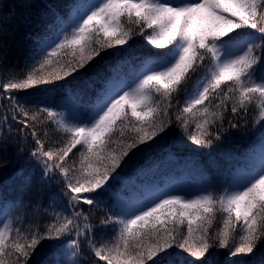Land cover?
Returning a JSON list of instances; mask_svg holds the SVG:
<instances>
[{
    "label": "snow or ice",
    "instance_id": "obj_1",
    "mask_svg": "<svg viewBox=\"0 0 264 264\" xmlns=\"http://www.w3.org/2000/svg\"><path fill=\"white\" fill-rule=\"evenodd\" d=\"M55 16L23 78L0 83L11 113L0 130L11 129L10 119L18 135L32 137L28 155L40 179L59 175L69 200L47 224L0 221V264H86V254L88 264H256L258 253L264 264V150L215 192L114 189L137 151L172 127L211 147L247 121L251 106L264 128V0H74ZM136 36L152 50L118 60L90 98L66 88L57 103L42 88L84 76L97 57L119 55ZM125 67L131 79L122 78ZM30 89L22 102L16 93ZM49 122L64 135L46 147L40 128ZM11 147L15 159L0 131V169L24 154L18 142ZM74 149L79 168L68 162ZM15 175L33 181L23 169Z\"/></svg>",
    "mask_w": 264,
    "mask_h": 264
},
{
    "label": "trees",
    "instance_id": "obj_2",
    "mask_svg": "<svg viewBox=\"0 0 264 264\" xmlns=\"http://www.w3.org/2000/svg\"><path fill=\"white\" fill-rule=\"evenodd\" d=\"M73 3L74 0H0V83L7 79L23 78L28 70L27 58L36 48L38 38L44 37L52 28L56 19L55 14H66ZM6 16L11 18L4 19ZM123 47L125 51L119 55L113 54L116 49H108L109 55L105 56L103 61L97 57L91 62L90 71L84 76L74 74L76 79L68 77L67 81L61 80L55 86L44 85L42 88L49 89L48 95L54 99L59 98L58 94H62L66 88L70 91L80 88L85 98H90L96 90L105 86L106 77L118 60H122L124 56L143 54L152 50L142 36L129 40ZM201 76L202 71L196 73L192 81ZM122 78L131 79V71L127 67L123 70ZM88 80L91 83L86 85L85 81ZM189 83L191 84V81ZM32 91L36 89L21 90L16 94L23 102L28 98V92ZM3 95L0 92V97ZM175 102L176 94L173 93L174 106ZM25 107L32 109L34 105L26 104ZM6 114L9 117L11 115L8 102L0 99V119ZM255 119V110L250 106L247 121H242L238 129H231L221 141L215 142L211 147L195 145L182 138L179 128L172 127L163 139L157 137L151 148L142 152L137 151L127 168L121 165V168H124L122 178L114 184V189L121 190L126 186L135 185L146 192H151L180 181L209 191H218L235 172L243 171L251 159L261 153L264 146V128L255 123ZM9 123L12 124L11 129L6 124L0 131L9 141L10 158L15 159L12 155L15 148L11 147L13 142H18V147L24 149V154L17 162L0 169V214L5 210L8 217L14 221V226L18 227H28L29 223L35 222L47 224L51 220L53 210H61L69 200L64 181L59 175L40 179L41 168L28 155V151L35 146L32 137L23 133L18 135L16 129L19 125L10 119ZM40 134L46 147L49 143L62 141L64 135L51 122L40 128ZM181 140L182 145H179ZM72 160H75V167L79 168L80 158L77 149L70 154L68 162ZM18 169H23L26 175H32L33 181L30 186L25 185L23 177L15 175ZM83 207L87 209L88 206ZM93 211L96 217H99L103 215L104 207H96ZM106 235L109 239H114L118 232L109 228ZM90 260V255L86 254V264ZM255 260L256 264H260L259 253Z\"/></svg>",
    "mask_w": 264,
    "mask_h": 264
},
{
    "label": "rangeland",
    "instance_id": "obj_3",
    "mask_svg": "<svg viewBox=\"0 0 264 264\" xmlns=\"http://www.w3.org/2000/svg\"><path fill=\"white\" fill-rule=\"evenodd\" d=\"M202 77V76H201ZM201 77H199L198 79H200ZM197 79V80H198ZM54 99V98H53ZM57 103H59V99H54ZM179 145H182V140L179 142ZM262 150H264V146H263V148H262ZM261 150V151H262ZM260 155V154H259ZM239 172H241V171H237V172H235L234 173V176L237 174V173H239ZM233 176V177H234ZM177 180H179V179H177ZM157 190H175V191H180V192H184V193H187V194H189V195H191V194H194V193H199V192H201V191H203V190H205L204 188L202 189V188H200V187H198V186H194V185H188V184H182V183H180V182H178V181H175V182H173V183H171V185L170 186H168V187H164V188H158V189H155V190H153V191H157ZM6 219H8V216L5 214V215H2L1 217H0V221H3V220H6Z\"/></svg>",
    "mask_w": 264,
    "mask_h": 264
}]
</instances>
